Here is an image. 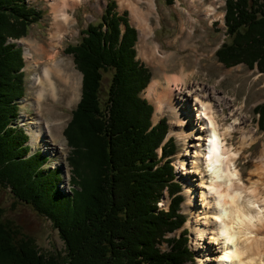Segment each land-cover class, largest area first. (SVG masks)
I'll return each instance as SVG.
<instances>
[{
    "label": "trees",
    "instance_id": "16d2710c",
    "mask_svg": "<svg viewBox=\"0 0 264 264\" xmlns=\"http://www.w3.org/2000/svg\"><path fill=\"white\" fill-rule=\"evenodd\" d=\"M116 8L111 1L100 22L66 49L83 80L64 132L74 174L71 195H64L60 172L44 170L42 151L27 157L28 134L11 126L25 92V59L23 49L7 41L27 37L42 13L26 0H0V182L52 220L67 247L64 259L41 253L0 206V264H195L186 231L167 238L185 222L171 159L176 144H163L167 119L153 126L154 106L141 96L152 73L137 59L138 33L128 13ZM226 24L232 40L217 51L219 61L256 65L264 73V0H228ZM255 111L264 133V104ZM166 192L169 210L159 208ZM164 242L169 251L159 247Z\"/></svg>",
    "mask_w": 264,
    "mask_h": 264
},
{
    "label": "bare ground",
    "instance_id": "6f19581e",
    "mask_svg": "<svg viewBox=\"0 0 264 264\" xmlns=\"http://www.w3.org/2000/svg\"><path fill=\"white\" fill-rule=\"evenodd\" d=\"M89 1L47 0L54 19L50 36L35 50H26L25 70L33 72L40 68V72L32 76L33 86L37 88L35 97L25 98L23 104H32L35 113H25L22 125L29 131L33 150L45 149L50 156L51 151L62 154L65 146L56 143L51 129L56 127L62 131L66 109H72L79 98V79L69 66L64 44L79 35L81 29L76 27L75 11ZM185 1L188 9H183L185 16L180 12L176 41L185 36L182 45H190L197 51L196 33L204 37L208 31L204 24L198 28L202 23L199 16L203 15L210 24L223 17L218 15V0ZM121 3L130 7L132 20L139 29V55L146 57L151 65L164 63L168 55L157 43L155 48L148 45L161 25L157 0H121ZM194 61L198 64L197 59ZM193 73L183 67L181 75L166 78V87L154 80L146 90L147 97L156 106L154 123L159 122V114L169 110L174 116L169 137L175 135L184 141L185 153L179 156L176 165L182 172L180 179L191 180L187 184L186 209L190 219L186 227L192 229L201 264H264V149L256 169L246 180L237 163L258 140L244 126L247 122L241 116L243 107L239 112H231L234 122L228 124L222 100L215 99L216 93L199 83L190 86ZM192 99V110L200 113L197 125L190 109ZM46 103L58 115L52 121L42 110ZM237 132L241 134L240 146L234 147L229 141ZM181 157L187 158L181 160Z\"/></svg>",
    "mask_w": 264,
    "mask_h": 264
},
{
    "label": "rangeland",
    "instance_id": "374dc122",
    "mask_svg": "<svg viewBox=\"0 0 264 264\" xmlns=\"http://www.w3.org/2000/svg\"><path fill=\"white\" fill-rule=\"evenodd\" d=\"M32 3L34 8L37 11L42 13V18L36 23L32 24L29 28V34L27 37L18 39V40H8L7 42H15L23 48V57L25 59V65H27L26 60V50L31 49V51L37 48V45L44 40H46L50 35L51 25H53V14H52V6L47 0H26V4L28 2ZM111 0H90L87 4H83L75 11V16L77 18V26L80 30V33L75 38L68 40L64 44V52L69 57V66L73 69L79 79V98L76 103L72 107V109H66V117L65 123L62 131L60 132L56 127L51 129L52 137L56 140L57 144H63L62 154L61 152L57 153L51 151V155L49 151L38 148L37 150H33V146L31 145V136L26 126L22 125V118L25 113L34 114L35 108L33 105H23L25 98L35 97L36 94V86H33L34 82L32 76L40 72V68L36 71L25 72L24 78V96L17 101L19 105V112L17 115V120L12 122V126L17 129L24 130L29 136V145L31 146L32 153L34 154L38 151H42L41 156L47 157L50 161L45 163V169L51 170L58 167L59 172L61 174L62 180L59 186V189L63 191L64 195L71 194L70 185H68L69 179H71V171L68 158L70 156L71 148L68 146V140L65 137V129L67 128V124L72 118V112L77 108V104L81 99L82 93V74L77 70L74 59L72 55H68L66 53V49L70 45H76L81 38L84 36L83 33L86 31L90 24H97L100 22L107 5ZM117 3L116 11H118L121 15L127 12V19L130 24L133 25L138 31V27L136 23L133 22L131 17V9L127 4H122L121 0H114ZM208 3L209 0H206ZM159 6V12L161 15V25L156 28L154 38H151L148 43L149 47L155 48V44L157 43L160 46V50L168 55L167 60L164 63L158 64L157 66L151 65L148 62L146 57L139 55L137 50V59L143 63L148 69H150L152 73V81L157 80L162 85L166 87L167 81L166 78L168 76L181 75L183 67L186 68L187 72H194L193 77L189 80L190 86L196 83H199L203 86H206L212 92H215V99L222 100L223 109L226 116V121L228 124L234 122L233 116H230L232 111L239 112V108L243 107L241 116H245L244 121L247 123V130L253 131L257 138V142L245 151V155L238 160V169L241 171L243 177L248 180L251 177V172L257 167V160L261 157V153L264 149V133L259 128L258 119L259 116L255 111V108L258 105L264 104V74L260 73L257 68L250 69L245 64H240L232 68H226L224 64L219 62V59L215 52L218 48L223 44V42H229L232 40V37H229L227 33V26L225 24V14H226V0H218V15L223 17L216 19L212 24L209 21L205 20L206 18L201 15L199 16L202 19V23L198 24L201 26L202 24L206 25L208 31L204 37H200V33H196V39L198 40L197 51L192 49L190 45H182V42L185 36H181L178 41H176L177 37H179V28L178 24L180 22L181 14L185 16L183 9H188V3L185 0H157ZM178 4H181V7H177ZM143 7L144 4H142ZM177 8V9H176ZM179 10V11H177ZM185 10V11H186ZM183 11V12H182ZM181 12V14H180ZM214 19V18H212ZM140 39V32H139ZM139 42V40H138ZM138 45V43H137ZM136 45V49H137ZM151 45V46H150ZM199 50V51H198ZM214 51V54L212 55ZM198 60V64L194 61ZM26 67V66H25ZM41 67V66H40ZM37 72V73H36ZM34 73V74H33ZM32 81V82H31ZM108 85L105 83V90ZM148 88V87H147ZM142 92L141 96L143 99H147L155 108L156 114V106L150 99L147 97L146 90ZM30 93V94H29ZM217 96V97H216ZM258 99V100H257ZM262 99V100H260ZM194 100L192 99L189 103L191 104V110L194 107ZM47 106V107H46ZM62 107V106H61ZM220 108L219 106L217 107ZM234 108V109H233ZM49 109V110H48ZM42 110L49 121L56 119L58 116L55 111L51 109V106L46 103L43 105ZM51 111V112H49ZM193 111V110H192ZM193 116L195 121L197 117L200 116V113L197 111H193ZM160 115V120L162 118L167 119L169 124V135L171 132V121L174 118L173 114L169 110H165L163 114ZM240 116V117H241ZM241 117V118H242ZM201 118V117H200ZM159 120V121H160ZM159 123V122H158ZM196 125L198 120L195 122ZM155 124V123H154ZM206 136V135H205ZM175 144V154L171 156L174 172H175V181L181 184V194L184 197V201L182 203L181 209L179 211L180 214L185 216V222L181 228L176 230L174 233L168 234V238H178L180 237L183 231H186V236L188 237V245L191 251L194 254V262L195 264H201L198 258V252L194 247V237L192 236L191 227H186L189 223L190 215L186 209V202L189 200V196L187 193V184L191 181H185L180 179L182 172H180L179 167L176 165L178 162L179 156L185 153V145L184 141L179 137L172 135ZM170 138V137H169ZM241 134L237 132L234 135V138L229 141V143L233 144L234 147L240 146ZM25 146V145H24ZM160 152L158 151V154ZM160 157V156H159ZM181 160H184L187 157H181ZM190 159V157L188 158ZM191 160V159H190ZM255 179V178H254ZM199 197L197 196L196 201L199 203ZM171 203V197L166 192L159 204L160 209L168 210V206ZM0 206L5 211V219L8 222H11L14 226L18 228L20 232L24 234V236H29L36 244V247L43 253L47 255H59L62 258L66 256L67 247L64 240L61 237L58 229L55 227L52 220L47 219L43 214L41 215L37 210L29 204L19 202L12 194L11 189L9 187L3 186L0 182ZM161 249L164 248V245H160ZM60 258V257H59Z\"/></svg>",
    "mask_w": 264,
    "mask_h": 264
},
{
    "label": "built area",
    "instance_id": "2783aa9c",
    "mask_svg": "<svg viewBox=\"0 0 264 264\" xmlns=\"http://www.w3.org/2000/svg\"><path fill=\"white\" fill-rule=\"evenodd\" d=\"M65 242V241H64ZM41 252V251H40ZM42 253V252H41ZM62 259H64V258H62Z\"/></svg>",
    "mask_w": 264,
    "mask_h": 264
}]
</instances>
